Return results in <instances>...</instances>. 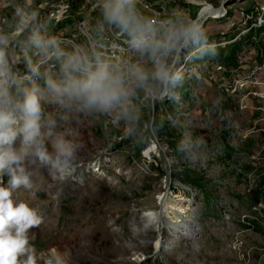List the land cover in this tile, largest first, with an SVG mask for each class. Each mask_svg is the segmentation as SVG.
<instances>
[{"label":"rangeland","instance_id":"obj_1","mask_svg":"<svg viewBox=\"0 0 264 264\" xmlns=\"http://www.w3.org/2000/svg\"><path fill=\"white\" fill-rule=\"evenodd\" d=\"M106 3L0 0L3 67L20 81L9 91L37 87L41 124L54 121L45 147L56 158L60 136L71 150L57 168L24 161L33 187L14 197L40 210L35 264H264V0H127L142 28L194 30L165 57L175 83L108 110L58 102L45 84L58 58L27 73L57 49L152 67ZM191 217L194 235L177 234Z\"/></svg>","mask_w":264,"mask_h":264},{"label":"clouds","instance_id":"obj_2","mask_svg":"<svg viewBox=\"0 0 264 264\" xmlns=\"http://www.w3.org/2000/svg\"><path fill=\"white\" fill-rule=\"evenodd\" d=\"M104 17L130 37L129 45L142 56H147L152 67L139 62L123 63L114 67L99 56L90 58L80 49L54 53L60 60V77L47 78L46 88L58 102L79 101L86 107L108 110L128 97L133 89H146L154 96L156 88L167 89L177 77L165 62L175 42L196 43L193 29L179 36L162 34L142 28L127 0H107ZM5 40L0 37V45ZM33 73L38 71L31 65ZM20 81L3 67L0 50V264H35L28 230L41 222L38 207L29 200L17 199L18 189L33 187L31 174L24 161L34 157L53 168L59 166V156L71 154L70 145L60 136L52 139L56 158L45 147L44 138L52 137L54 121L41 124V97L37 87H25L21 99H15L9 89L19 87ZM42 127L45 131H42Z\"/></svg>","mask_w":264,"mask_h":264},{"label":"bare ground","instance_id":"obj_3","mask_svg":"<svg viewBox=\"0 0 264 264\" xmlns=\"http://www.w3.org/2000/svg\"><path fill=\"white\" fill-rule=\"evenodd\" d=\"M50 52V51H49ZM55 52L48 53L45 58L39 59V61L35 64L38 69L44 68L48 66V63H55L57 62V56L54 54ZM31 72V71H30ZM37 73H31L30 77L34 76ZM194 219L191 217L189 220H187L186 223H184L182 226L176 228L175 232L179 234L180 232L185 233L188 236H193L196 231V226L194 224ZM58 258H61L60 256H56ZM66 259H69L68 256ZM52 264H60L59 261L53 260Z\"/></svg>","mask_w":264,"mask_h":264},{"label":"built area","instance_id":"obj_4","mask_svg":"<svg viewBox=\"0 0 264 264\" xmlns=\"http://www.w3.org/2000/svg\"><path fill=\"white\" fill-rule=\"evenodd\" d=\"M57 66H58V63L57 62H55V63H48L47 68L50 69V70H55L57 68ZM41 69H43V68H41ZM41 69H38V71L36 73H40ZM27 73H28V76H29L33 72H27Z\"/></svg>","mask_w":264,"mask_h":264},{"label":"trees","instance_id":"obj_5","mask_svg":"<svg viewBox=\"0 0 264 264\" xmlns=\"http://www.w3.org/2000/svg\"><path fill=\"white\" fill-rule=\"evenodd\" d=\"M128 5V4H127ZM129 6V5H128ZM130 7V6H129ZM39 60H37L33 65H35Z\"/></svg>","mask_w":264,"mask_h":264}]
</instances>
